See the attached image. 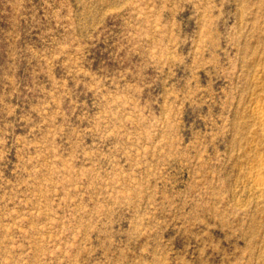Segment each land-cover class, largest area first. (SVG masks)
<instances>
[{
    "label": "rangeland",
    "instance_id": "obj_1",
    "mask_svg": "<svg viewBox=\"0 0 264 264\" xmlns=\"http://www.w3.org/2000/svg\"><path fill=\"white\" fill-rule=\"evenodd\" d=\"M263 116L264 0H0V264H264Z\"/></svg>",
    "mask_w": 264,
    "mask_h": 264
},
{
    "label": "bare ground",
    "instance_id": "obj_2",
    "mask_svg": "<svg viewBox=\"0 0 264 264\" xmlns=\"http://www.w3.org/2000/svg\"><path fill=\"white\" fill-rule=\"evenodd\" d=\"M263 119H264V116H263ZM255 180H257V181H261V178H260V177H256ZM262 182H263V180H262ZM262 182H261V183H262Z\"/></svg>",
    "mask_w": 264,
    "mask_h": 264
}]
</instances>
